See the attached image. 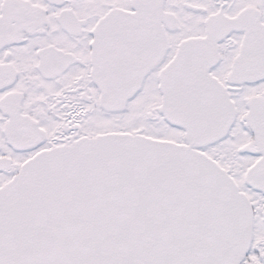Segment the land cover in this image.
<instances>
[{
    "label": "snow or ice",
    "instance_id": "1",
    "mask_svg": "<svg viewBox=\"0 0 264 264\" xmlns=\"http://www.w3.org/2000/svg\"><path fill=\"white\" fill-rule=\"evenodd\" d=\"M0 264H264V0H0Z\"/></svg>",
    "mask_w": 264,
    "mask_h": 264
}]
</instances>
